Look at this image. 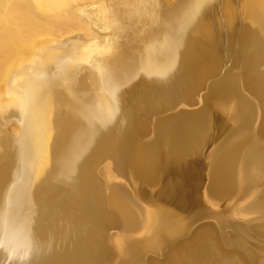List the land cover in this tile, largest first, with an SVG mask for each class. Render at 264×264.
Masks as SVG:
<instances>
[{"label": "bare ground", "instance_id": "bare-ground-1", "mask_svg": "<svg viewBox=\"0 0 264 264\" xmlns=\"http://www.w3.org/2000/svg\"><path fill=\"white\" fill-rule=\"evenodd\" d=\"M141 1L0 0V264H66L71 245L78 242L79 250L87 255V243L95 235L103 236L114 249L116 256L110 262L136 264L143 252L161 246L160 228L168 230L171 238H179L185 231L153 211L145 212L143 206L156 208L170 198L175 209L182 211L190 198L199 195L192 191L193 181L187 184L192 178L180 183L183 175L177 173L184 172L191 161H200L214 131L213 112L224 115L232 129L226 135L230 148L217 161L209 183L212 202L238 195L246 201L261 187L264 146L244 149L240 141L256 119L264 139V101L257 106L244 98L232 77L207 88L206 114L164 118L153 129L129 119L119 126L127 88L143 81L151 83V88L160 86L156 93L165 110L177 98L188 101L201 85L195 77L202 65L192 54L198 49L199 22L211 0H181L179 6L177 0L156 7L161 38L134 61L109 56L114 41L102 32L117 30L129 14H144ZM253 2L257 9L247 11V18L240 21L242 30L235 46L236 53L244 52L252 36L248 56L264 46V0ZM234 16L230 7L223 29L214 24L228 38L236 26ZM260 20L263 23L258 26ZM215 26L207 28L205 40L219 35L220 28ZM214 49H203L212 52L213 64L218 61ZM10 121L13 132L6 131ZM225 126L221 123L219 131ZM137 132L141 136L152 133L148 154L136 147ZM46 155L50 159L45 163ZM96 165L99 169L94 174L91 168ZM193 170L198 172L196 166ZM130 174L129 186L117 182ZM138 174L159 189L149 196L135 181ZM97 178L111 189L107 203L123 221L127 230L123 238L109 235L117 218L102 211ZM38 188L44 189V199L61 190L65 194L50 204L40 200L37 211L29 214L23 209L28 203L22 205V201ZM262 209L264 195L243 212L255 214ZM212 218L219 228H231L249 264H264V215L253 216L245 225L230 222L227 213ZM249 236L256 241L249 243Z\"/></svg>", "mask_w": 264, "mask_h": 264}, {"label": "rangeland", "instance_id": "rangeland-1", "mask_svg": "<svg viewBox=\"0 0 264 264\" xmlns=\"http://www.w3.org/2000/svg\"><path fill=\"white\" fill-rule=\"evenodd\" d=\"M176 1L177 0H142L141 2H143V4L145 3L144 14H129V17L120 23V27L117 30L102 32L105 38H109L114 41L112 42L114 45L113 48H110L108 52L109 56L113 55L112 58L114 60H117L120 57H125L129 61H134L135 59H138L140 56H142L144 54V50L147 47L151 46L152 43L161 38L160 35H157V30L161 23L159 18L155 15V8H159ZM180 4L181 0L176 3L178 6ZM209 4L206 7L204 19L199 22L200 27L199 31L197 32L198 39L196 42L198 49L192 54V58L200 62L202 65L197 70L198 72L195 77V81L203 86L200 85V87L197 88L198 90L196 89L197 91L195 90L192 92L193 94L191 93V95H193V97L189 95L190 97L188 101L184 102L182 101V98H177L172 103L168 104L167 109L165 110L160 108L159 105H161V101L158 97V94L156 93V89H160V86L157 85L152 87L154 89L152 91L151 83L143 81L142 83H138L133 87H129L124 93L125 105L123 106V111L119 118V126L129 119L131 122L140 124L146 129H153L156 126L157 121L164 119L160 116L175 112L181 108H188L194 102H200L202 99V94L206 91V88H210L216 83H221L223 81L225 82L228 78L227 76L232 77L233 80L239 83L241 88L239 89L242 91L240 92L239 90V92L240 94L242 93L245 95L244 98L250 99L257 106H259L261 102L264 101V46L260 47L258 51L254 53L255 55H250L251 45L248 42H251V38H253L250 36L247 39L248 46L246 45L244 52H235V46L238 43L239 37L238 30H242V24H240V21H243L245 18H247L249 10L251 11L254 8L257 9L256 5L254 4L253 0H211ZM252 5H254V7H252ZM225 7L226 9L232 7L235 13L234 19L236 26L233 27L229 38L224 33V31H220L223 29L222 24L226 22ZM147 9L148 12L146 11ZM259 22L257 25H262L263 21L260 20ZM214 24L219 26L221 25L220 27L222 29L219 26L216 27L217 25L215 26ZM214 26L216 29L220 28L219 35L213 36L211 41L205 40L203 36L206 30H210L211 28L213 29ZM238 27H240V29ZM78 31L79 30H74V32ZM211 47H213V49L215 48L214 51L218 59L215 64L211 62L212 52L203 50L204 48L210 49ZM247 51L250 53L249 56ZM245 57L246 59H244ZM208 84L210 85L208 86ZM201 87L203 88L201 89ZM200 89L205 90L201 91ZM194 93H196L195 101L193 100ZM190 100H193L190 102L191 104L189 103ZM176 116L181 117L182 115L179 114ZM255 121H257V123L255 122V126L252 129L247 130L245 136L240 141L244 149L252 146H255V148L264 146V139L261 138L259 134L261 128L260 123L258 119ZM11 123L12 121H10L8 123L9 125L6 126L8 127V129H6L8 132H11V129H13L14 124ZM221 123H223L224 126L225 124H228L225 126L228 129L223 127L225 131L223 129L220 132L219 127ZM211 125H213L212 128L214 131L212 136L207 139L206 143L213 140L214 145L212 148L214 149L209 153L208 156L204 157V166H200L199 162L193 163V161H191L184 172L177 173L179 175H183V178L182 176L180 177V183L185 180V177H189L190 179L192 178L188 184H191L193 181L195 184L192 187V191L197 190L199 195L196 198H190L184 207V210L182 211L175 209L174 205H172L170 201V198H166L159 202V207L156 208H152L150 205L143 206L145 212L153 211L159 218L168 220L170 225L185 232H183V235H181L179 238L173 239L170 237L168 230L160 228L158 235L162 241L161 246L158 248V250L147 251L145 253L143 252L140 256L143 259L140 258L136 264H249L244 257V251L238 247V244H236L238 237L233 234V231L230 227H224L222 229L219 228L212 216H219L227 213L228 220L230 222L245 225L253 221V216L264 215V209L256 212L255 214H247L246 212H243L244 208L251 205L256 198L264 195V179H262L263 181L260 184L261 187L259 190L249 200L240 201V195H238L231 199L227 198L225 200H221L218 204H214L212 202L211 195L208 192L209 183L212 173L219 163L217 161L220 160V158L230 148L226 141L227 136L230 134L232 128L230 127V124L224 115L219 113L217 114L215 112H213ZM146 135L150 137L151 133L141 136V134L137 132L135 135V145L136 147L139 146L141 149H143V151H145V153L147 152L146 154H148L149 143L146 141ZM143 137L146 139H143ZM113 153L114 152L111 151L110 155L113 156ZM43 159L46 163L50 158L46 155ZM193 166L197 167L198 172H194ZM98 169L99 167L96 165V167L94 166L91 168V172L97 174ZM161 171L162 170H159V175L162 174ZM206 172L208 174V182L205 181ZM41 176H43V174H41ZM130 176L131 174L123 175L117 182L122 183L125 186H129L127 181L129 180ZM134 178L137 184L141 186L149 196L159 189L156 184L149 181L143 174H138L136 176L134 175ZM95 186L97 187V196L100 201V206L101 208L103 207L102 211L105 212L107 210V213H111L117 218L116 226H112L110 227L111 229L109 228L110 230H108L109 235L112 237L123 238L127 232L123 221L107 203V197L109 196L111 190L110 187H108L105 181L98 178L95 181ZM29 192L30 193L27 195V197L22 201V205L23 203H28V208L24 206L23 209L29 214H33L37 211L40 205V200L41 202L43 200V202H46V204H50L55 201L58 195L63 196L65 194V191L61 190L56 195H48L44 199L41 198L42 194L44 193L43 188H38L37 190ZM196 216H203V220L207 221L209 225L199 231L196 235H190L188 234L190 230L189 228L187 230V227L189 221ZM219 229L221 230L219 231ZM251 237L253 238L250 239V236L248 238L249 243L256 241L255 236ZM170 246L172 247L171 252L167 259L163 261L165 253ZM113 251L114 249L110 247V245L104 240L103 236L95 235L92 237L91 241L87 243V255L83 254L81 250H79L78 242H74L69 249L65 262L66 264H96V262L100 263L101 261L103 264H113L114 262L109 261L110 259H114L116 256V253H113Z\"/></svg>", "mask_w": 264, "mask_h": 264}, {"label": "water", "instance_id": "water-1", "mask_svg": "<svg viewBox=\"0 0 264 264\" xmlns=\"http://www.w3.org/2000/svg\"><path fill=\"white\" fill-rule=\"evenodd\" d=\"M209 85L210 84H208V86ZM206 94H207V88H206V91L204 92V94L202 95V99L200 100L199 103L191 104L188 108H181L175 112H171V113L165 114V115L160 116V117L170 119L172 117H178L176 115L180 114V115L186 116V118H188L191 116H199V115L201 116L204 113L206 114V110H207V103L205 102ZM204 117H205V115H204ZM152 136L153 135L151 133V136L148 139H146V141H149L150 139H152ZM142 141H144V140H142ZM213 145H214V142H213V140H211V141H208L205 144V146L203 147V150H202L203 155L199 161L200 166H204V163H205L204 157L208 156L209 153L214 149V148H212ZM205 181L208 182L207 172L205 173ZM208 225H209V223L207 221L203 220V216H196L195 218H193L189 221L187 229L189 228V230H190L189 234L190 235H196L199 231H201L202 229H204Z\"/></svg>", "mask_w": 264, "mask_h": 264}]
</instances>
